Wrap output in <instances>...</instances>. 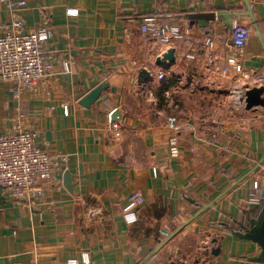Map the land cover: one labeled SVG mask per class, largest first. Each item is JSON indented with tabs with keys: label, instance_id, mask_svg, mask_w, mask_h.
<instances>
[{
	"label": "crops",
	"instance_id": "crops-1",
	"mask_svg": "<svg viewBox=\"0 0 264 264\" xmlns=\"http://www.w3.org/2000/svg\"><path fill=\"white\" fill-rule=\"evenodd\" d=\"M24 1L25 30L43 21L50 27L45 47L54 79L18 97L0 79V135L34 129L38 145L69 159L33 208L0 192V264H139L151 253L145 264H264L248 258L255 244L231 232L253 215L246 204L252 181L264 183V111L248 122V112L226 107L233 84L264 75V4ZM152 13L178 23L183 36L172 45L150 40L138 27ZM199 13L215 17H191ZM12 16L0 3V23ZM234 22L248 30L236 52L244 69L238 81L210 66L205 50L213 39L215 61L224 65L234 51ZM170 47L175 61L157 65ZM141 69L151 78L140 83ZM158 70L167 73L165 81ZM102 83L108 86L99 98L83 106L80 100ZM115 109L118 120L111 117ZM171 116L182 126L178 156L168 152ZM135 192L142 204L131 199ZM91 208L100 214L87 215ZM161 229L170 234L160 238Z\"/></svg>",
	"mask_w": 264,
	"mask_h": 264
},
{
	"label": "built area",
	"instance_id": "built-area-1",
	"mask_svg": "<svg viewBox=\"0 0 264 264\" xmlns=\"http://www.w3.org/2000/svg\"><path fill=\"white\" fill-rule=\"evenodd\" d=\"M264 4V0H260ZM12 13L8 23H0V79L13 84L14 96L18 97L24 90H38L45 87L43 84L54 79L53 59L48 57L46 43L48 40L49 25L43 21L31 30H25L24 19L20 9L24 0H0ZM76 12V9H68ZM139 30L158 45H172L183 36L182 27L173 21L164 19L162 15L152 13L141 17ZM248 30L244 24L234 22L231 31V44L234 49L227 57L224 65L216 63L213 49L214 40L205 41L206 57L210 66L220 74L230 76L238 81V75L244 72L236 52L246 46ZM63 69L68 65L63 60ZM157 78L165 81L167 73L158 70ZM245 83H235L229 89L226 97L228 104L236 113L248 112V122L258 118L257 110L264 106L257 105L246 108V91L253 87H264V75L255 77L246 76ZM166 95H169L168 90ZM264 96V93H263ZM67 112V107L65 106ZM168 125L174 131L168 140V152L171 156H178L180 140L178 131L182 127L175 117L168 118ZM37 135L34 129L17 126L13 131L0 135V192L9 200L19 204L35 207L44 197V186L57 170H61L68 162L69 155L63 151H49L35 142ZM131 199L139 204L143 197L135 192ZM264 201V183L259 179L252 181L246 204L253 210L262 206ZM100 208H91L89 216H98ZM170 231L161 229L160 238L166 237Z\"/></svg>",
	"mask_w": 264,
	"mask_h": 264
},
{
	"label": "water",
	"instance_id": "water-1",
	"mask_svg": "<svg viewBox=\"0 0 264 264\" xmlns=\"http://www.w3.org/2000/svg\"><path fill=\"white\" fill-rule=\"evenodd\" d=\"M194 19H214V13H199L191 15ZM174 48H168L162 55L156 58L157 65H169L175 61V54ZM151 78V74L149 71L145 69H141L138 73L137 81L142 82ZM108 86L107 83H102L92 90H90L81 100L80 103L85 106L89 107L93 104L100 96L101 91ZM264 87H253L246 91V108H251L253 106L261 105L264 106ZM120 112L118 109H115L111 115L112 119L118 120ZM68 181V178H67ZM69 187L70 183L67 182ZM3 196L0 195V199ZM239 226L238 229L232 230V234L236 236L240 240L250 241L251 243L255 244L258 248V251L254 254L249 256L248 258L252 261L257 262H264V201L262 206L259 208L256 215L247 216L244 221H237L236 222ZM220 248L214 249L212 253L217 254ZM152 254H149L145 259H143L139 264H145L151 257Z\"/></svg>",
	"mask_w": 264,
	"mask_h": 264
},
{
	"label": "rangeland",
	"instance_id": "rangeland-1",
	"mask_svg": "<svg viewBox=\"0 0 264 264\" xmlns=\"http://www.w3.org/2000/svg\"><path fill=\"white\" fill-rule=\"evenodd\" d=\"M228 113L234 114L236 111H234L228 104H226Z\"/></svg>",
	"mask_w": 264,
	"mask_h": 264
},
{
	"label": "trees",
	"instance_id": "trees-1",
	"mask_svg": "<svg viewBox=\"0 0 264 264\" xmlns=\"http://www.w3.org/2000/svg\"><path fill=\"white\" fill-rule=\"evenodd\" d=\"M258 210H259V208H258V209H256V210H254V211H253V215H256V214H257V212H258ZM253 215H252V216H253Z\"/></svg>",
	"mask_w": 264,
	"mask_h": 264
}]
</instances>
